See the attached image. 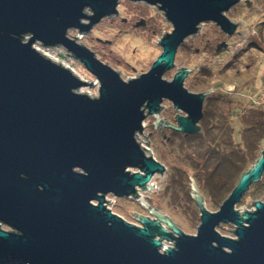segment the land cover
I'll list each match as a JSON object with an SVG mask.
<instances>
[{
    "label": "water",
    "instance_id": "obj_1",
    "mask_svg": "<svg viewBox=\"0 0 264 264\" xmlns=\"http://www.w3.org/2000/svg\"><path fill=\"white\" fill-rule=\"evenodd\" d=\"M119 1L0 0V264H264V201L236 208L262 178L264 149L217 211L206 207L190 175L201 213L196 234L140 195L167 169L137 141L143 121L153 115L161 132L202 133L212 90L185 87L193 68H179L172 80L165 73L202 23L234 35L239 24L227 12L241 0H132L163 11L172 30L159 38L162 52L150 69L128 80L68 36L118 14ZM37 41L71 52L98 79V95L80 92L96 81L44 55ZM165 99L185 113L176 124L161 116ZM109 194L137 198L150 215L132 212L139 224L126 220L107 206ZM223 224L234 225L235 237L219 232Z\"/></svg>",
    "mask_w": 264,
    "mask_h": 264
},
{
    "label": "rangeland",
    "instance_id": "obj_2",
    "mask_svg": "<svg viewBox=\"0 0 264 264\" xmlns=\"http://www.w3.org/2000/svg\"><path fill=\"white\" fill-rule=\"evenodd\" d=\"M249 1L251 2L249 7L238 3L227 12L229 18L239 24L238 33L226 39L228 36L215 23H202L199 32L188 37L179 47L175 66L167 71L164 77L172 80L179 68H193L184 84L189 91L198 93L212 89L211 93L213 91L229 93L239 99L242 98L244 102H257L259 95L264 91V0ZM117 10L118 14L103 17L89 31L69 29L68 36L87 46L99 60L111 65L120 72L123 79L128 80L150 69L162 52L159 38L165 31L172 30V24L166 19L163 11L145 1L120 0ZM87 12L91 13L90 10ZM83 21L89 22L88 19ZM142 21L145 23L139 24ZM78 34L82 36L75 37ZM28 37L29 35L26 36ZM224 41L228 42L230 47L216 55V46ZM250 41L256 42L259 46H251L246 54L239 53V50ZM36 43L40 47L50 49L62 64L67 62V67L71 70L80 71L85 77L83 80L88 83L96 81L93 86L87 84L79 91L92 96L98 95L100 85L98 79L71 52L60 45L45 46L37 41L34 46ZM203 67L210 69L211 75L203 77ZM162 105L164 107L161 110V116L167 118L168 122L176 124V114L185 115L169 100L165 99ZM153 123V115H148L143 121L145 128L142 133L137 132L136 139L143 147L150 148L153 156L167 169L163 174L157 173L151 179L150 185L153 186L155 183L154 189L140 190V195L151 206L170 216L185 233L196 234L201 222L200 209L195 201L186 197L185 193L190 184L187 179H191L190 175L196 172L188 159L189 149L182 145V138L175 137L172 129L165 128L161 133L160 126L155 128ZM234 123L237 129L236 137H238L239 124L236 119ZM148 140L150 144L147 143ZM179 169L188 173V176L186 175V179H183L184 186L176 188L173 178ZM132 170L137 171V169ZM193 179L195 180L194 177ZM261 181L262 178L253 183L256 186L252 184L253 186L250 190L248 189L249 192L245 193L236 208L239 209L245 205L246 209L251 210L255 208L252 200L264 201V187L257 185ZM196 185L199 188L197 182ZM107 198L114 200L109 205L111 210L130 222L139 224L132 212L150 215L137 198L116 197L112 194L107 195ZM205 201L206 207L211 211H217L221 206H213L206 198ZM94 204L97 202L94 201ZM245 208L242 207L239 210H245ZM2 227L6 230L11 229L5 224H2ZM234 228L233 224H223L217 229L224 235L235 237L231 230ZM165 243L173 245V242L165 241Z\"/></svg>",
    "mask_w": 264,
    "mask_h": 264
},
{
    "label": "trees",
    "instance_id": "obj_3",
    "mask_svg": "<svg viewBox=\"0 0 264 264\" xmlns=\"http://www.w3.org/2000/svg\"><path fill=\"white\" fill-rule=\"evenodd\" d=\"M253 45L259 46L256 42L250 41L239 50V53L246 54ZM217 46L216 55L226 50V47L218 49ZM209 71L211 70L203 67V77L211 75ZM263 98L264 91L259 95V100L252 103L244 102L242 98L239 99L229 93L213 91L204 102L203 117L200 121L202 133L183 134L172 129L175 137L182 138V145L189 149L188 159L196 169L192 176L206 200L208 199L213 206L221 205L239 182L242 173L254 164L262 152ZM235 119L239 124L238 137ZM186 175L188 176V173L186 174L184 170H178L173 178L176 188L184 186L183 179H186ZM187 181L190 184L185 192L186 197L195 201L191 196V179ZM257 185L264 187V173L262 181Z\"/></svg>",
    "mask_w": 264,
    "mask_h": 264
},
{
    "label": "bare ground",
    "instance_id": "obj_4",
    "mask_svg": "<svg viewBox=\"0 0 264 264\" xmlns=\"http://www.w3.org/2000/svg\"><path fill=\"white\" fill-rule=\"evenodd\" d=\"M35 46H36L37 49H39L44 55L48 56L49 58L53 59L54 61H56V62H60V61H61V60H59V59H58V58H57V57L51 52L50 49L40 47V46L38 45V43H36ZM60 63H62V62H60ZM63 63H64V65L68 66V63H67V62H63ZM72 71H73L77 76L81 77L82 79L85 78L84 75H83L80 71H78L77 69H73Z\"/></svg>",
    "mask_w": 264,
    "mask_h": 264
},
{
    "label": "flooded vegetation",
    "instance_id": "obj_5",
    "mask_svg": "<svg viewBox=\"0 0 264 264\" xmlns=\"http://www.w3.org/2000/svg\"><path fill=\"white\" fill-rule=\"evenodd\" d=\"M244 4V5H246L247 7H249L250 6V4H251V2H248L247 0H241V2L239 3V4ZM237 33H238V30H237ZM230 39V38H232V36H228V37H226V39ZM228 43V42H227ZM230 47V45L228 44V46L226 47V50L228 49ZM169 129H171V128H169ZM164 130H165V128L163 129V131L161 132V133H163L164 132ZM164 136H165V134H164ZM168 139H169V137H168Z\"/></svg>",
    "mask_w": 264,
    "mask_h": 264
},
{
    "label": "built area",
    "instance_id": "obj_6",
    "mask_svg": "<svg viewBox=\"0 0 264 264\" xmlns=\"http://www.w3.org/2000/svg\"><path fill=\"white\" fill-rule=\"evenodd\" d=\"M111 204H112V203H111ZM109 205H110V204H108L107 206H108L109 208H111Z\"/></svg>",
    "mask_w": 264,
    "mask_h": 264
}]
</instances>
